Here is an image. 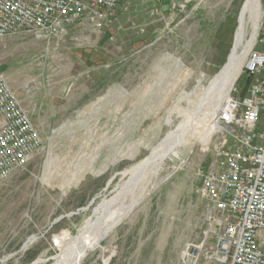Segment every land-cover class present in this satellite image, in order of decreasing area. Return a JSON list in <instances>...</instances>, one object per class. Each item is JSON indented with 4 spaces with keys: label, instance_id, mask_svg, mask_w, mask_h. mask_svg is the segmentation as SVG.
Segmentation results:
<instances>
[{
    "label": "rangeland",
    "instance_id": "374dc122",
    "mask_svg": "<svg viewBox=\"0 0 264 264\" xmlns=\"http://www.w3.org/2000/svg\"><path fill=\"white\" fill-rule=\"evenodd\" d=\"M246 2L179 11L166 0H121L99 31L0 39V76L42 139L26 167L0 180V264H51L124 172L181 123L186 147L81 264H181L182 251L201 243L199 175L209 160L201 138L220 106L201 98L234 54L244 64L254 33ZM250 82L242 75L239 92Z\"/></svg>",
    "mask_w": 264,
    "mask_h": 264
},
{
    "label": "built area",
    "instance_id": "2783aa9c",
    "mask_svg": "<svg viewBox=\"0 0 264 264\" xmlns=\"http://www.w3.org/2000/svg\"><path fill=\"white\" fill-rule=\"evenodd\" d=\"M120 1L0 0V39L23 33L59 40L79 25L99 31L111 25ZM166 1L186 11L201 0ZM258 32L209 130V160L199 175L206 230L199 245L182 251L181 264H264V3ZM242 75L251 82L239 92ZM41 149L28 112L0 76V180Z\"/></svg>",
    "mask_w": 264,
    "mask_h": 264
},
{
    "label": "bare ground",
    "instance_id": "6f19581e",
    "mask_svg": "<svg viewBox=\"0 0 264 264\" xmlns=\"http://www.w3.org/2000/svg\"><path fill=\"white\" fill-rule=\"evenodd\" d=\"M246 12L254 20V33L245 47L248 50L253 45L259 31L260 0H247ZM243 56L234 54L231 57L221 73L211 81L205 95L201 98L202 101L203 99L204 101L212 99L219 101L220 105L223 103L240 73ZM185 126L181 123L177 128L167 133L148 157L124 172L114 189V194L109 199L101 200L93 208L91 216L80 227L77 234L52 258L51 264H81L86 258L89 248L111 232L132 208L151 189L155 188L154 180L160 175L164 161L170 157L177 158L179 156L178 149L182 148L183 150L186 147L188 132ZM204 135L201 138V144L207 142V135L210 134ZM127 201H130V204L124 210L123 206Z\"/></svg>",
    "mask_w": 264,
    "mask_h": 264
},
{
    "label": "water",
    "instance_id": "95a60500",
    "mask_svg": "<svg viewBox=\"0 0 264 264\" xmlns=\"http://www.w3.org/2000/svg\"><path fill=\"white\" fill-rule=\"evenodd\" d=\"M23 248H25V246H23Z\"/></svg>",
    "mask_w": 264,
    "mask_h": 264
}]
</instances>
